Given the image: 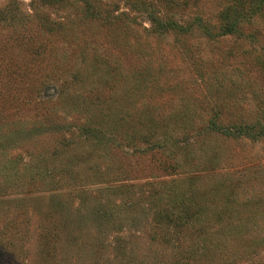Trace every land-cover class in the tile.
<instances>
[{
    "label": "rangeland",
    "instance_id": "374dc122",
    "mask_svg": "<svg viewBox=\"0 0 264 264\" xmlns=\"http://www.w3.org/2000/svg\"><path fill=\"white\" fill-rule=\"evenodd\" d=\"M161 2L0 0V264H264V50Z\"/></svg>",
    "mask_w": 264,
    "mask_h": 264
},
{
    "label": "trees",
    "instance_id": "16d2710c",
    "mask_svg": "<svg viewBox=\"0 0 264 264\" xmlns=\"http://www.w3.org/2000/svg\"><path fill=\"white\" fill-rule=\"evenodd\" d=\"M190 0H162L160 6L148 4L146 8L147 19L151 26L152 34L156 36L174 35L176 38L193 36L199 33L201 39L218 43L232 40L235 44L246 43L253 47L261 46L264 50L263 32L264 0H229L217 15L203 11L190 12ZM203 9V8H202ZM64 97L63 92L60 95ZM94 124V123H93ZM80 129V133L91 130L100 134L105 133L102 126ZM240 125L222 128L215 121L210 123V128L223 135H244L248 138L259 139L264 137V124ZM117 135L116 133H112ZM120 136L125 134L119 133ZM149 144V143H147Z\"/></svg>",
    "mask_w": 264,
    "mask_h": 264
}]
</instances>
